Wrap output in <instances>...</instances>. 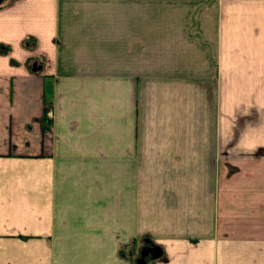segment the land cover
Masks as SVG:
<instances>
[{"label":"crops","instance_id":"obj_1","mask_svg":"<svg viewBox=\"0 0 264 264\" xmlns=\"http://www.w3.org/2000/svg\"><path fill=\"white\" fill-rule=\"evenodd\" d=\"M151 244L264 264V0L0 1V264Z\"/></svg>","mask_w":264,"mask_h":264},{"label":"water","instance_id":"obj_2","mask_svg":"<svg viewBox=\"0 0 264 264\" xmlns=\"http://www.w3.org/2000/svg\"><path fill=\"white\" fill-rule=\"evenodd\" d=\"M2 1V0H0ZM42 66L38 65V63H34L32 71L33 72H37V71H41L42 70ZM150 242V241H148ZM163 254V251L161 250L160 247L154 246L153 244H151L150 246L146 247L143 252H142V256H141V260L138 261L139 264H145L146 262V258L150 255L153 259L154 258H158Z\"/></svg>","mask_w":264,"mask_h":264}]
</instances>
